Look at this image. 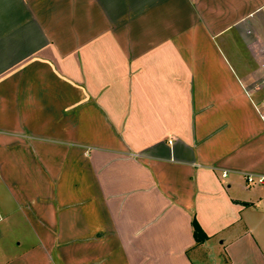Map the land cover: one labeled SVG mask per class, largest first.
<instances>
[{"label": "crops", "instance_id": "1", "mask_svg": "<svg viewBox=\"0 0 264 264\" xmlns=\"http://www.w3.org/2000/svg\"><path fill=\"white\" fill-rule=\"evenodd\" d=\"M248 174L264 0H0V264H264Z\"/></svg>", "mask_w": 264, "mask_h": 264}, {"label": "trees", "instance_id": "2", "mask_svg": "<svg viewBox=\"0 0 264 264\" xmlns=\"http://www.w3.org/2000/svg\"><path fill=\"white\" fill-rule=\"evenodd\" d=\"M194 237L197 244H203L208 240V236L204 233L197 219L193 220Z\"/></svg>", "mask_w": 264, "mask_h": 264}, {"label": "built area", "instance_id": "3", "mask_svg": "<svg viewBox=\"0 0 264 264\" xmlns=\"http://www.w3.org/2000/svg\"><path fill=\"white\" fill-rule=\"evenodd\" d=\"M224 177L226 176V173L223 175ZM246 182L249 185H255V184H263L264 183V177L263 176H257L254 174H248L245 176Z\"/></svg>", "mask_w": 264, "mask_h": 264}, {"label": "rangeland", "instance_id": "4", "mask_svg": "<svg viewBox=\"0 0 264 264\" xmlns=\"http://www.w3.org/2000/svg\"><path fill=\"white\" fill-rule=\"evenodd\" d=\"M206 256L211 258L210 254H206ZM221 259L223 261V257ZM207 261H208V259H207ZM206 264H214V262L211 260V261L206 262Z\"/></svg>", "mask_w": 264, "mask_h": 264}]
</instances>
